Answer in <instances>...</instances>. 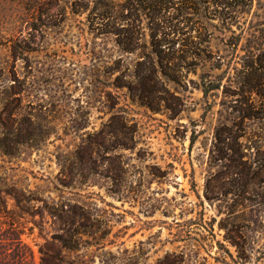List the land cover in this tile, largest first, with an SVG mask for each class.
I'll list each match as a JSON object with an SVG mask.
<instances>
[{
  "label": "rangeland",
  "instance_id": "374dc122",
  "mask_svg": "<svg viewBox=\"0 0 264 264\" xmlns=\"http://www.w3.org/2000/svg\"><path fill=\"white\" fill-rule=\"evenodd\" d=\"M114 6L118 37L59 5L0 39V233L21 232L0 244L32 264H264V0Z\"/></svg>",
  "mask_w": 264,
  "mask_h": 264
},
{
  "label": "trees",
  "instance_id": "16d2710c",
  "mask_svg": "<svg viewBox=\"0 0 264 264\" xmlns=\"http://www.w3.org/2000/svg\"><path fill=\"white\" fill-rule=\"evenodd\" d=\"M127 2V6L129 9L134 7L139 8L140 11L146 10V15L151 18L157 16L158 10L167 3V0H125ZM13 5L16 9V13L14 16H10V25L4 29H0V39L8 38L7 40L16 37V35L21 34L20 29V20L21 22L28 18H31L30 24L33 25V29L40 28V24H42V17L45 16L46 19L48 17L52 18L54 14H49L47 10L50 7L65 5L70 7L71 11L74 13H81L84 11L93 12L96 16L95 23L97 24L96 29H101L102 32H106L112 34L116 37L120 36L124 29V23L118 22H109V16L112 17L114 6V0H0L1 5ZM76 7V9H74ZM49 18V19H50ZM122 20V19H119ZM19 21V22H18ZM105 21V22H103ZM18 22V23H17ZM123 28V29H122ZM131 35L127 37L130 39ZM5 38V39H6ZM126 49V48H125ZM6 193L9 194L8 188H6ZM6 214H8L6 212ZM9 216V215H8ZM14 224V223H13ZM13 224L11 223L10 228H6L1 231L0 236H7V233L11 232L12 234H21V232L12 229ZM9 240V239H7ZM13 240V239H12ZM16 245L13 247L6 244H0V264H32L33 253L30 247L23 243L19 238L16 239ZM1 243V237H0ZM13 251V253L10 252ZM29 255V261L27 258ZM57 264L56 258L54 259ZM41 264H49L42 258Z\"/></svg>",
  "mask_w": 264,
  "mask_h": 264
}]
</instances>
